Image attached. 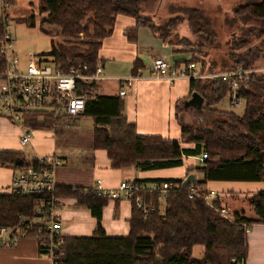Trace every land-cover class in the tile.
<instances>
[{
	"label": "trees",
	"instance_id": "obj_1",
	"mask_svg": "<svg viewBox=\"0 0 264 264\" xmlns=\"http://www.w3.org/2000/svg\"><path fill=\"white\" fill-rule=\"evenodd\" d=\"M10 1L15 3V0ZM147 1L157 0H39V12L46 14L40 24L41 31L48 34L45 26L56 27L58 35L66 42L77 41L85 48V53L68 57L57 49L55 40H52L53 50L47 57H54L65 72L72 67L87 65L88 73L95 74L103 42L113 35L119 15L131 16L136 21L134 27L124 31L130 42L138 43L139 30L148 28L156 38L168 44L190 47L192 43L185 38L179 39L176 33L182 18H171L160 26L154 19L141 15L142 2ZM235 16L243 23V29L239 36L228 41L230 51L224 59V68L216 71L211 67L209 73L239 67L250 69L264 58V0L239 6ZM17 21L26 23L27 27H35L34 14ZM187 21L198 42L194 43L195 50H176L192 54L190 61L175 62L176 68L196 64L200 58L197 54L202 52L200 47L217 46V34L198 10L190 11ZM3 32L4 25L0 19V36ZM174 38L178 41L175 42ZM5 66V59L0 57V72ZM144 69L143 61L137 59L132 75H138ZM206 72L205 64H201L200 73L204 75ZM190 86L193 92L205 98L202 113H209L204 121L206 126L204 123L197 127L182 126V142L193 144L190 149H184L179 141L161 135L140 136L136 125L129 124L124 115L125 98L120 94L101 95L97 81L78 83L77 93L85 100L82 115L71 117L56 104L54 110L26 113L24 125L34 129H54L66 118L72 119L71 122L74 119H91L94 123L93 149L106 151L113 169L134 167L146 171L178 167L185 157L206 154L203 164L188 169L187 174V177L191 173L202 175L203 180L196 179L193 185L201 188L203 194L208 191L204 186L209 181H250L264 185V72L252 74L249 83L240 91L245 105L242 115L215 108L226 97L227 88L223 83L192 77ZM35 163L36 160L22 151L0 150V166L13 171ZM185 179L152 180L169 182L174 188L167 193L165 200H161L157 193L138 194L143 207H137L135 201H131L130 234L124 238L108 237L102 226L103 208L108 199L97 194L81 196L73 193L71 188L59 186L58 198L75 199L78 205L90 210L96 218V227L89 237H63L58 248L63 257L57 263L245 264L249 249L248 232L243 224L250 227L264 224V188L247 199L255 212L254 218L236 214L233 220H227L203 200L190 199L189 186L183 184ZM40 198L0 192V228L19 227L25 237L38 240L42 252L47 230L35 213ZM215 203L222 206L218 200ZM195 246L205 249L201 259L193 257Z\"/></svg>",
	"mask_w": 264,
	"mask_h": 264
},
{
	"label": "crops",
	"instance_id": "obj_2",
	"mask_svg": "<svg viewBox=\"0 0 264 264\" xmlns=\"http://www.w3.org/2000/svg\"><path fill=\"white\" fill-rule=\"evenodd\" d=\"M135 24L136 21L133 17L119 15L113 35L103 42L99 57L102 73L101 78L97 81L100 86L99 93L105 96L119 94L124 85L123 82L134 76L132 75L134 62L141 59L145 64V69L139 73V78L134 82V89L125 98L126 109L124 115L127 122L136 125L140 136L161 135L166 139L179 141L184 149L193 148V144L182 142V126H191L194 121L199 126L208 117L202 113L203 108L202 110H194L192 107H185L194 93L190 86V79L179 78L171 82L166 79L151 77L150 68L154 59L159 57L166 60L165 56H169L172 50L169 47L170 44L156 38L148 28L139 30L138 43L130 42L124 31L134 27ZM10 32L12 35L11 25ZM80 47L82 46L74 47V51L66 47H63V50H58L66 56L72 57L76 54L85 53V48L82 47L79 50ZM177 50L188 49L183 47ZM178 53H187L188 55L174 57V63L192 60L191 53ZM215 108L227 111L218 109L217 106ZM81 119L91 120L88 118ZM9 121L7 117L0 113V150L22 151L29 158L49 155L60 158L63 160V164L57 170V183L61 187L92 188L97 179L102 180L104 187L107 189H116L123 181L182 180L189 174L188 169L199 167L204 162L202 154L200 156L185 157L183 164L178 167L146 171H140L134 167L113 169L106 151L93 149L92 128L90 130L91 134L78 130V132L70 130L71 133L65 135L61 133L59 134L62 137L60 140L56 139L52 131L35 130L31 135L32 139L28 144L30 148L27 151L23 149L24 146L20 142L21 128L16 127ZM62 122L67 128L76 129L79 127L77 124L72 125L65 121ZM22 133H24L23 129ZM59 141L60 144H58ZM195 160L199 161V165L195 164ZM194 174H196V179L203 180L201 174ZM13 176L14 171L11 168L0 167V192H9ZM263 188V183L250 181H209L204 186L205 190L218 192L221 195L220 204L230 210L233 208L234 215L241 214L249 219L255 217V212L247 205V199ZM59 200L58 216L62 223V236H91L96 227V218L90 210L78 205L76 200L72 198ZM235 207L238 209H234ZM131 214V201L126 199L108 200L102 213V226L107 236L127 237L130 234L129 220ZM248 249V258L245 264H264V224H254L250 227ZM204 250L203 246H195L193 257L201 259ZM0 264H52V262L42 254L37 239L20 237L14 244L9 246L4 242H0Z\"/></svg>",
	"mask_w": 264,
	"mask_h": 264
},
{
	"label": "built area",
	"instance_id": "obj_3",
	"mask_svg": "<svg viewBox=\"0 0 264 264\" xmlns=\"http://www.w3.org/2000/svg\"><path fill=\"white\" fill-rule=\"evenodd\" d=\"M2 5V22L4 32L0 36V57L5 59L6 66L0 72V109L3 116L7 117L14 124L19 125L24 133L21 137L23 146L30 144L32 136L30 130H25L24 116L26 113L38 110H54L55 105L61 108L71 117H77L85 111V100L78 95V83L80 81L92 82L101 78L102 67L97 65L95 74H89L87 65L72 67L69 71H63L54 57L39 56L32 54L26 65H21L20 58L16 54L13 38L10 32L11 8L10 0H0ZM193 64L188 67L176 68L163 58L154 59L150 68L151 77L155 79H166L171 82L179 78L200 77L212 81L223 83L226 90V97L232 110L240 108L244 104V99L240 91L246 86L252 74L264 72V68L244 69L242 67L220 72L207 74L196 73ZM140 74L125 80L119 91L120 96L126 97L134 89V82ZM37 161L33 166L14 171L9 192L20 195H33L41 197L35 207L37 218L44 224L47 234L44 239L42 252L47 256L52 264H58V260L63 255L58 252L62 243V223L58 216L60 200L57 190V170L63 164V160L55 156H34ZM207 155L202 156L206 160ZM174 186L169 182H136L123 181L116 189H107L103 181L97 179L92 188L71 187L73 193L81 196L97 194L108 200L126 199L135 201L136 206L142 208V200L137 197L144 192L157 193L161 200H165L167 193ZM202 189L191 184L188 187L190 199H201L221 217L233 220L230 211L224 206H218L215 202L220 199V194L215 191L202 193ZM148 213L147 209H144ZM247 232L250 225L243 224ZM25 237V233L19 227H1L0 242L6 245L14 244L18 238ZM3 240V241H2Z\"/></svg>",
	"mask_w": 264,
	"mask_h": 264
},
{
	"label": "rangeland",
	"instance_id": "obj_4",
	"mask_svg": "<svg viewBox=\"0 0 264 264\" xmlns=\"http://www.w3.org/2000/svg\"><path fill=\"white\" fill-rule=\"evenodd\" d=\"M254 1L258 0H157L154 2L147 1L142 2L141 15L154 19L155 23L160 26H164V24L171 18L181 17L183 22L178 25L176 33H178L179 39L185 38L192 43V45L190 47L187 46L186 49L195 50L196 47L194 43L198 42V39L193 34L189 22L187 21V17L190 11L198 10L200 15L207 22L210 23L212 29L217 34V46L214 48L200 47L199 50H201L202 52L197 54L200 58L198 59V62L194 64L193 70L196 73H200L201 64H205L207 68L206 73H209L211 67H214L216 71H219L224 68V59L227 58V54L230 51L227 45L228 41L235 36H239L240 30L243 29V23L235 16V10L241 5ZM10 11V25L13 35V44L16 54L20 58L21 65H26L28 58L32 54H36L39 56H50V53L53 50L51 43L52 40H55L57 49L61 50H63V47H66L67 49L74 51L75 48L79 45L77 41L66 42L60 35H58L59 33L57 32H59V30L56 27L45 26L44 29L48 32V34L41 31L40 24L46 18V14H41L39 12V0H15V3H13V6ZM32 14L35 15V27H27L26 23H19L17 21L21 18L30 17ZM1 16L2 5L0 3V19ZM88 22H91L90 19L88 20ZM174 41L176 42L178 41V39L174 38ZM169 47H171L172 53L169 56H165V58L168 62H170V64L174 63V57L177 58L188 55L187 53L183 54L176 52L178 48L182 49L184 46H174L170 44ZM81 48L82 47H80L79 50ZM149 55V57L151 58L150 53ZM258 68H264V58H260L257 64L251 69ZM216 106L218 109L234 111L239 114H243L245 112L244 104L240 108L232 110L229 104V99L227 97L223 98ZM0 113L2 114L1 109ZM207 114L209 115L208 112L206 113V115ZM71 120L72 119L70 118H66L64 121L66 123H71L72 125L77 124V126H79L78 128L80 129L67 128L64 122H59L58 126L54 129H34L25 126V130H30L31 135H33V132H35V130L52 131L57 140H60V138H62L59 134L63 133L65 135L67 133H71L70 130H73L74 132L82 131L86 134L92 133L90 132L91 128L93 129L94 125L92 120L81 119L79 121H75L74 119V121L72 122ZM9 122L15 125L16 127H19V125L14 124L11 121ZM197 124L198 123L194 121V124L191 126L196 127ZM206 125L207 123L204 122L203 126ZM20 132V137H22V129H20ZM60 143L61 142L59 141L58 144ZM29 148L30 145L23 147V149L27 151L29 150ZM195 164L199 165V161L195 160ZM247 205L249 206L248 203ZM234 209L237 210L238 208L235 207ZM229 211L231 213V216L234 217L233 208H231V210Z\"/></svg>",
	"mask_w": 264,
	"mask_h": 264
},
{
	"label": "water",
	"instance_id": "obj_5",
	"mask_svg": "<svg viewBox=\"0 0 264 264\" xmlns=\"http://www.w3.org/2000/svg\"><path fill=\"white\" fill-rule=\"evenodd\" d=\"M204 103V97H202L198 92H194L192 94V97L189 101H187V104L185 107H192L194 110H202ZM196 180V174H191L184 180V186L187 187L194 183Z\"/></svg>",
	"mask_w": 264,
	"mask_h": 264
}]
</instances>
